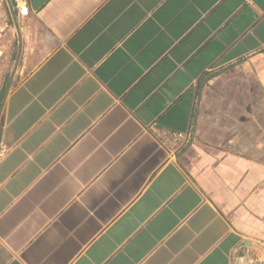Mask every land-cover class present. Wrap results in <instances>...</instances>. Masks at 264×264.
<instances>
[{
  "label": "crops",
  "instance_id": "0c3cea01",
  "mask_svg": "<svg viewBox=\"0 0 264 264\" xmlns=\"http://www.w3.org/2000/svg\"><path fill=\"white\" fill-rule=\"evenodd\" d=\"M16 2L0 264H264V0Z\"/></svg>",
  "mask_w": 264,
  "mask_h": 264
},
{
  "label": "rangeland",
  "instance_id": "374dc122",
  "mask_svg": "<svg viewBox=\"0 0 264 264\" xmlns=\"http://www.w3.org/2000/svg\"><path fill=\"white\" fill-rule=\"evenodd\" d=\"M8 2L7 0H0V11L9 12L8 21L5 19L0 20V41L4 39L2 35L9 27V70H7V67H3L4 55L0 54V93L8 77L10 84L23 70L19 67V48L22 44L23 31L27 25V20L24 21L19 15L16 0H8ZM21 8L25 13L27 8L23 3Z\"/></svg>",
  "mask_w": 264,
  "mask_h": 264
}]
</instances>
